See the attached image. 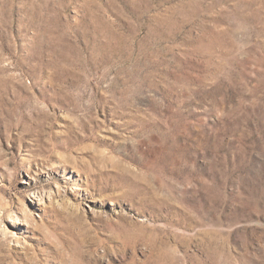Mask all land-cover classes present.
I'll return each mask as SVG.
<instances>
[{
  "label": "rangeland",
  "instance_id": "374dc122",
  "mask_svg": "<svg viewBox=\"0 0 264 264\" xmlns=\"http://www.w3.org/2000/svg\"><path fill=\"white\" fill-rule=\"evenodd\" d=\"M0 264H264V0H0Z\"/></svg>",
  "mask_w": 264,
  "mask_h": 264
}]
</instances>
